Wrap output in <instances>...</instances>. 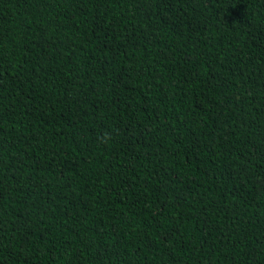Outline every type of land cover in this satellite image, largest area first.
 Segmentation results:
<instances>
[{
	"label": "trees",
	"instance_id": "16d2710c",
	"mask_svg": "<svg viewBox=\"0 0 264 264\" xmlns=\"http://www.w3.org/2000/svg\"><path fill=\"white\" fill-rule=\"evenodd\" d=\"M0 264H264V0H0Z\"/></svg>",
	"mask_w": 264,
	"mask_h": 264
},
{
	"label": "clouds",
	"instance_id": "9594fccd",
	"mask_svg": "<svg viewBox=\"0 0 264 264\" xmlns=\"http://www.w3.org/2000/svg\"><path fill=\"white\" fill-rule=\"evenodd\" d=\"M105 139H107V137H105Z\"/></svg>",
	"mask_w": 264,
	"mask_h": 264
}]
</instances>
